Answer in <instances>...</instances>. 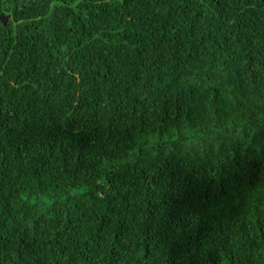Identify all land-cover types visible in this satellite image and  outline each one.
Wrapping results in <instances>:
<instances>
[{
	"label": "trees",
	"instance_id": "1",
	"mask_svg": "<svg viewBox=\"0 0 264 264\" xmlns=\"http://www.w3.org/2000/svg\"><path fill=\"white\" fill-rule=\"evenodd\" d=\"M0 14V264H264V0Z\"/></svg>",
	"mask_w": 264,
	"mask_h": 264
},
{
	"label": "water",
	"instance_id": "2",
	"mask_svg": "<svg viewBox=\"0 0 264 264\" xmlns=\"http://www.w3.org/2000/svg\"><path fill=\"white\" fill-rule=\"evenodd\" d=\"M5 16L0 14V21L5 22Z\"/></svg>",
	"mask_w": 264,
	"mask_h": 264
}]
</instances>
